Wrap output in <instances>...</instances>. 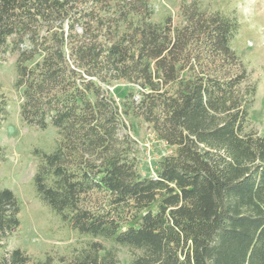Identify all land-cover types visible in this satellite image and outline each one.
<instances>
[{"label": "trees", "instance_id": "16d2710c", "mask_svg": "<svg viewBox=\"0 0 264 264\" xmlns=\"http://www.w3.org/2000/svg\"><path fill=\"white\" fill-rule=\"evenodd\" d=\"M154 2L0 0L21 117L57 130L53 152L35 151L37 196L93 239L59 261L123 264L101 239L127 248L128 264H264V135L249 128L257 83L232 46L239 23L193 0L176 26ZM117 81L138 88L122 107L106 88ZM8 107L0 94V124ZM131 117L175 149L154 176L139 172ZM21 208L0 189V249ZM9 255L3 264L55 261Z\"/></svg>", "mask_w": 264, "mask_h": 264}, {"label": "rangeland", "instance_id": "374dc122", "mask_svg": "<svg viewBox=\"0 0 264 264\" xmlns=\"http://www.w3.org/2000/svg\"><path fill=\"white\" fill-rule=\"evenodd\" d=\"M193 0H155L156 20L161 21L171 14L174 24L182 23L181 6ZM208 12L219 11L239 23L238 34L232 46L247 66L250 81L257 83L255 103L250 111L249 128L264 135V0H201ZM16 54L6 53L0 60V94L8 102L7 114L0 124V189H10L22 202L19 218L21 226L4 249H0V264L9 258L10 252L20 248L34 260L43 261L52 256L54 264H61V257L70 259L79 254L93 239L81 235L65 223L37 196L34 176L38 158L35 151L51 153L56 148L57 130H47L26 124L20 114L22 90L16 88ZM119 106L130 95L138 96V88L125 81H117L106 87ZM129 135L134 141L139 172L154 176L158 162L175 151L160 140L152 127L140 118L131 117ZM97 198V197H96ZM98 201H102L98 197ZM103 201H105L103 199ZM108 248L117 251L123 264L131 260L127 248L112 245L101 239Z\"/></svg>", "mask_w": 264, "mask_h": 264}]
</instances>
